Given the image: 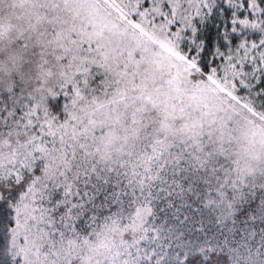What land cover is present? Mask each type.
Masks as SVG:
<instances>
[{"label": "snow or ice", "instance_id": "1", "mask_svg": "<svg viewBox=\"0 0 264 264\" xmlns=\"http://www.w3.org/2000/svg\"><path fill=\"white\" fill-rule=\"evenodd\" d=\"M0 264H264V0H0Z\"/></svg>", "mask_w": 264, "mask_h": 264}]
</instances>
